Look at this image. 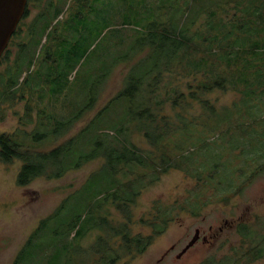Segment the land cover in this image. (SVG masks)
<instances>
[{"label":"rangeland","instance_id":"rangeland-1","mask_svg":"<svg viewBox=\"0 0 264 264\" xmlns=\"http://www.w3.org/2000/svg\"><path fill=\"white\" fill-rule=\"evenodd\" d=\"M185 1L35 0L20 24V40L8 45V56L0 62V134H13L15 142L37 150L78 135L122 86L128 65L111 70L114 47H126L133 34L155 19L164 20L176 6L182 9ZM233 12L231 7L228 15ZM102 68L109 74L96 105L66 133L54 135L57 121L81 109ZM9 77L18 81L10 93ZM182 89L187 91L185 85ZM206 98L224 110L241 104L242 94L218 88ZM120 110L115 106L109 114L114 118ZM180 110L168 102L165 112L182 125L176 118ZM202 114L194 101L186 122ZM217 122L176 135L170 155L185 164L167 168L157 179L145 177L153 181L140 186L128 207L131 221L113 200H96L97 191L113 180L103 184L98 175L88 180L103 159L70 169L59 179L38 177L27 186L17 184L21 159L0 161V264H101L96 261L103 251L97 249L101 238L108 258L114 250L121 254L114 264H264V107L212 126ZM132 135L139 148L160 153L143 134ZM122 170V182L149 171L136 166ZM153 223L162 233L142 254L124 252L121 236L112 233L126 225L133 235H149ZM197 229L210 241L201 239L176 258Z\"/></svg>","mask_w":264,"mask_h":264},{"label":"trees","instance_id":"trees-1","mask_svg":"<svg viewBox=\"0 0 264 264\" xmlns=\"http://www.w3.org/2000/svg\"><path fill=\"white\" fill-rule=\"evenodd\" d=\"M231 7L234 12L228 15ZM202 14H205L204 20L197 24ZM166 15L164 20L155 19L133 34L126 47H114L111 70L120 63L128 65L122 86L78 135L51 149L37 150L15 142L13 134H0V161H23L17 177L19 186H27L38 177L59 179L70 169L103 159L101 168L88 180L95 175L103 184L109 178L113 180L110 186L97 191L96 200H107L108 203L113 200L116 208L131 221L132 213L128 207L136 201L140 186L157 179L159 173L171 166L185 164V161H173L170 155L172 148L169 145L174 146L178 136L188 133L194 125H210L212 120L218 121L212 126L219 128L226 118L231 119L239 113L252 116L264 107V0H186L182 9L178 5ZM7 51L2 60L8 56ZM108 74L102 68L93 77L81 109L65 120L57 121L54 135L66 133L77 119L96 105ZM183 79H186L185 84L181 83ZM8 80L6 87L10 93L18 81ZM174 80L180 81L174 85ZM183 85L187 91L182 89ZM218 88L240 92L241 104L218 109L206 98ZM194 101L200 103L204 114L186 122L188 106ZM168 102L173 109L181 108L176 112V118L182 125L173 122L165 112ZM115 106L121 110L113 118L109 111ZM197 118L203 122L196 121ZM134 132L143 134L160 153L139 148L132 142ZM133 166L149 171L122 182L124 179L119 178L122 169ZM148 175L153 177L146 181ZM100 221L104 222L105 217ZM160 229L153 223V233L133 235L131 229L123 225L114 228L112 233L121 236L124 252L142 254L162 233ZM105 247L101 238L97 249L103 251L96 261L114 264L121 254L114 250L108 258Z\"/></svg>","mask_w":264,"mask_h":264},{"label":"water","instance_id":"water-1","mask_svg":"<svg viewBox=\"0 0 264 264\" xmlns=\"http://www.w3.org/2000/svg\"><path fill=\"white\" fill-rule=\"evenodd\" d=\"M26 5L27 0H0V58L24 15ZM197 238L198 230L186 248L193 245Z\"/></svg>","mask_w":264,"mask_h":264},{"label":"flooded vegetation","instance_id":"flooded-vegetation-1","mask_svg":"<svg viewBox=\"0 0 264 264\" xmlns=\"http://www.w3.org/2000/svg\"><path fill=\"white\" fill-rule=\"evenodd\" d=\"M36 4H37V3L35 2V0H27V5H26V9H25L24 15L22 16V18H21L19 24L17 25V28H16V30L14 31L13 35L11 36L8 45H10V43H12L15 39H17L18 41L20 40V32H19V31L21 30L20 24H21L22 20H23L25 17L30 16V14H31V12H30V9H31V8H30V5H32L33 8H34ZM33 18H34V17H33ZM17 43H19V42H17ZM7 49H8V47L5 49L4 53L6 52ZM4 53H3V55H4ZM3 55H2V56H3ZM2 56H1V57H2ZM1 61H2V59L0 58V62H1ZM225 224L228 225V224H227V221L225 222ZM197 230H198V238H197V240L194 242V244H195L196 242L200 241L201 239H202L204 242L210 241L209 236H207V235H205V234H201V233H200V230H199V229H197ZM197 230H196V231H197ZM194 244H193V245H194ZM193 245H191V246L188 247V248L184 247V248L182 249L181 252H179L178 254L175 255V257L178 258V259H180V258H181V257H182V256H183V255L189 250V249H191V247H192ZM185 248H186V249H185ZM166 254H169V251H167ZM162 258H164V255H163Z\"/></svg>","mask_w":264,"mask_h":264}]
</instances>
